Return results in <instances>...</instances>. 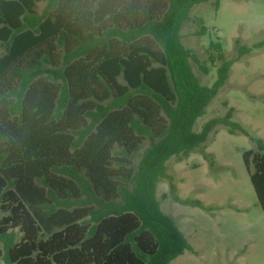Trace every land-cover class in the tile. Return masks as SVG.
<instances>
[{
	"label": "trees",
	"instance_id": "obj_1",
	"mask_svg": "<svg viewBox=\"0 0 264 264\" xmlns=\"http://www.w3.org/2000/svg\"><path fill=\"white\" fill-rule=\"evenodd\" d=\"M208 1L168 0L159 19L150 15L127 29L116 20L99 30L80 19L70 0H0L6 264H170L192 250L156 197L163 180L175 192L166 163L199 151L214 166L207 147L218 125L249 136L232 120L234 107L194 130L238 61L227 60L221 41H213L218 54L211 62L222 63L217 81L203 86L194 73L200 60L179 30L193 7ZM206 32L202 26L199 34ZM149 35L157 47L142 43ZM236 44L240 57L264 50V41ZM250 139L256 149L246 150L243 161L264 211V139ZM148 143L136 167L133 157ZM175 199L210 211L199 199Z\"/></svg>",
	"mask_w": 264,
	"mask_h": 264
},
{
	"label": "rangeland",
	"instance_id": "obj_2",
	"mask_svg": "<svg viewBox=\"0 0 264 264\" xmlns=\"http://www.w3.org/2000/svg\"><path fill=\"white\" fill-rule=\"evenodd\" d=\"M70 1V8L76 9L80 19L86 18L99 30L114 25L116 20L127 29L146 23L150 15L159 19L169 6L168 0ZM216 1L193 7L179 30L181 41L200 60L193 61L192 66L203 86L210 87L217 81L222 65L220 61L211 62V54H218L210 49L213 41H221L227 60L238 61L231 66L226 83L205 114L197 119L194 130L202 132L213 119L224 118L234 107L232 120L241 124L249 136L231 134L225 127L216 126L207 147L214 166L199 151L183 160L171 157L166 165L175 192L163 180L156 188V197L163 213L176 221L192 246L170 264H264V211L243 161L246 150L256 149L250 137L264 139V50L254 48L250 55L240 57L236 44L237 38L248 46L264 41V0H220L219 8ZM44 6L45 2L40 3L38 10ZM202 26L207 28L205 34H199ZM142 43L158 45L150 35ZM200 63L208 73L201 70ZM149 144L134 155L136 167ZM174 194L181 199H199L210 211L182 205ZM44 195L51 200L47 190ZM14 232L15 242L20 241L22 234ZM0 264H6L2 257Z\"/></svg>",
	"mask_w": 264,
	"mask_h": 264
}]
</instances>
